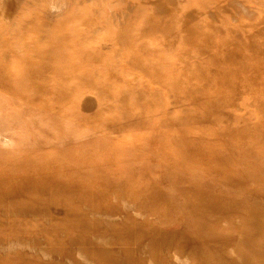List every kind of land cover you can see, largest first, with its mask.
Masks as SVG:
<instances>
[{
	"label": "rangeland",
	"instance_id": "obj_1",
	"mask_svg": "<svg viewBox=\"0 0 264 264\" xmlns=\"http://www.w3.org/2000/svg\"><path fill=\"white\" fill-rule=\"evenodd\" d=\"M8 1L0 264H263L264 0Z\"/></svg>",
	"mask_w": 264,
	"mask_h": 264
},
{
	"label": "bare ground",
	"instance_id": "obj_2",
	"mask_svg": "<svg viewBox=\"0 0 264 264\" xmlns=\"http://www.w3.org/2000/svg\"><path fill=\"white\" fill-rule=\"evenodd\" d=\"M9 5L11 6L12 3L7 0L4 3V5L1 6L2 8H0V9H3L4 18H7V16L10 13V12H8L9 9L7 10ZM0 15H2V14L0 13ZM0 19H2V18L0 17ZM18 24H19V29L24 30L23 27L20 26L21 24L20 23H18ZM17 35H18V33L15 32V30H12L8 24L1 22V24H0V86H6L8 94H11V91L14 90L15 86L19 85L20 82L24 81V79L28 80L29 82H31V84L35 85V84H37L39 79H45V78L49 77L51 72H52V75H53V73L55 74L50 78V79H52V82H55V81H53V79L54 80H61V82H62V81L67 80V78H69L70 72L64 71L63 70L64 67H63V69L56 67V64H54V56L49 57V53H48L45 45H41V43H38V41H36V40L26 41L25 40L26 38H20V36H19L20 34L18 36ZM51 68H53V69H51ZM21 69H26L28 72V76L23 78V76L21 77L19 74H16L17 71H19ZM72 69H74V68H72ZM87 78H88V76H87ZM90 79L95 81L94 78H90ZM15 83H17V84H15ZM130 206L131 205H129V207ZM206 212L210 213V211H208L207 209L204 208L201 210V212L199 214L206 213ZM203 240L204 239H201V241H203ZM204 253H206V250L201 245L200 247H197L193 251V255L188 254L187 258H191L194 261L201 260L203 258ZM181 259H183V258H181ZM149 261H151V260L149 259ZM218 261L220 262V264H224V262L221 261L220 259ZM151 263H149V264H151ZM183 263H185V262H183ZM192 264H198V263L192 262ZM258 264H260V263H258Z\"/></svg>",
	"mask_w": 264,
	"mask_h": 264
}]
</instances>
